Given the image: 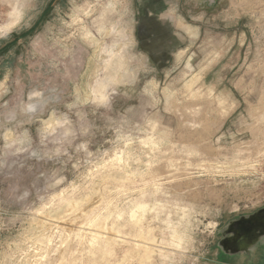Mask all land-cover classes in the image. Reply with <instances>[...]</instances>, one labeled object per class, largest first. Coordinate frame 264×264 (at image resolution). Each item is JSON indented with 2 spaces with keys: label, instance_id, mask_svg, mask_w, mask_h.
Masks as SVG:
<instances>
[{
  "label": "rangeland",
  "instance_id": "obj_1",
  "mask_svg": "<svg viewBox=\"0 0 264 264\" xmlns=\"http://www.w3.org/2000/svg\"><path fill=\"white\" fill-rule=\"evenodd\" d=\"M263 214L264 0H0V264H264Z\"/></svg>",
  "mask_w": 264,
  "mask_h": 264
},
{
  "label": "flooded vegetation",
  "instance_id": "obj_2",
  "mask_svg": "<svg viewBox=\"0 0 264 264\" xmlns=\"http://www.w3.org/2000/svg\"><path fill=\"white\" fill-rule=\"evenodd\" d=\"M235 225V228L233 227ZM233 230L237 232V242H236V252L241 253L243 250V245L245 242L251 240V242H258L259 238L264 240V214L258 219H254L253 221L249 220H239L233 224ZM260 227V230L256 232V229ZM256 232V233H255ZM259 243V242H258ZM257 246V245H256ZM264 242L262 244V249L260 251V255L262 252V257L264 256Z\"/></svg>",
  "mask_w": 264,
  "mask_h": 264
},
{
  "label": "bare ground",
  "instance_id": "obj_3",
  "mask_svg": "<svg viewBox=\"0 0 264 264\" xmlns=\"http://www.w3.org/2000/svg\"><path fill=\"white\" fill-rule=\"evenodd\" d=\"M181 21V20H180ZM180 25V24H179ZM182 26H184V28H185V30L188 32V33H190L191 35L193 34L194 35V31L192 30L193 28L192 27H190L189 25H187V24H182ZM184 30V29H183ZM189 34V35H190ZM192 37V36H191ZM88 43V42H87ZM91 43V42H90ZM116 69V68H115ZM124 73V72H123ZM127 75H128V73H127ZM122 76V75H121ZM125 77V76H124ZM133 78V77H132ZM132 81H134V80H132ZM195 83V82H194ZM95 87V86H94ZM96 88V87H95ZM94 93V92H93ZM85 98V97H84ZM53 117V116H52ZM92 232V231H91ZM100 236V235H99ZM98 236V237H99ZM96 238V237H95ZM101 238V237H100ZM98 240V239H97Z\"/></svg>",
  "mask_w": 264,
  "mask_h": 264
},
{
  "label": "water",
  "instance_id": "obj_4",
  "mask_svg": "<svg viewBox=\"0 0 264 264\" xmlns=\"http://www.w3.org/2000/svg\"><path fill=\"white\" fill-rule=\"evenodd\" d=\"M233 227L235 228V225Z\"/></svg>",
  "mask_w": 264,
  "mask_h": 264
}]
</instances>
